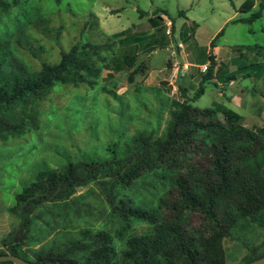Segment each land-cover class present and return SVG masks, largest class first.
<instances>
[{
  "label": "rangeland",
  "instance_id": "rangeland-1",
  "mask_svg": "<svg viewBox=\"0 0 264 264\" xmlns=\"http://www.w3.org/2000/svg\"><path fill=\"white\" fill-rule=\"evenodd\" d=\"M7 1L15 12L14 0ZM244 1L26 0L38 6L46 20L29 30L34 44L42 46L39 57L17 50L30 68L57 61L62 49L79 40L109 42L110 47L102 52L105 60L94 84L54 85L37 106L38 127L0 139V245L21 224L9 210L15 194L39 168L59 169L68 161L103 155L110 143L123 142L139 130L159 136L173 102L191 99L201 84L209 55L214 77L202 80L205 91L194 105L220 103L241 114L244 126L264 127V0H255L253 8L241 11ZM258 9L261 16L252 23L234 21ZM151 17L157 19L156 26L149 23ZM167 19L174 24L170 35L164 32ZM125 55L134 56L132 66L123 62ZM232 72L237 73L233 82L224 83L219 77ZM105 188L99 179L76 189L71 197L74 206L48 202L38 207L22 241L28 253L52 242L60 246L84 227L123 238L146 231V223L122 221L112 214ZM115 240L122 246L123 240ZM223 246L226 264H244L253 246L264 251V224L252 222L235 230ZM18 253L30 259L29 254Z\"/></svg>",
  "mask_w": 264,
  "mask_h": 264
},
{
  "label": "trees",
  "instance_id": "trees-1",
  "mask_svg": "<svg viewBox=\"0 0 264 264\" xmlns=\"http://www.w3.org/2000/svg\"><path fill=\"white\" fill-rule=\"evenodd\" d=\"M13 2L15 12L10 2L0 0L1 140L38 127L37 106L54 85L94 84L105 60L102 52L110 47L109 42L79 40L62 49L57 61H42L39 69H32L17 50L39 57L42 46L34 44L29 30L46 20L38 6ZM254 5L255 0H246L239 10ZM260 16L258 9L234 21L250 24ZM156 20L151 17L149 23L156 26ZM208 57L201 84L191 99L173 102L159 136L139 130L123 142L110 143L103 155L68 161L59 169L39 168L15 194L9 210L21 224L2 240L0 254L57 264H226L223 240L252 222L264 224V127L244 126L241 114L220 103L194 105L205 91L202 80L214 77L213 57ZM123 62L132 66L134 56L125 55ZM236 75L219 77L227 83ZM99 179L106 185L112 214L122 221L144 222L148 229L123 238L101 228H79L77 236L62 245L52 242L29 254L22 241L36 209L48 202L74 206L76 189ZM115 238L123 240L122 246ZM258 250L250 248L244 264L264 255Z\"/></svg>",
  "mask_w": 264,
  "mask_h": 264
},
{
  "label": "water",
  "instance_id": "water-1",
  "mask_svg": "<svg viewBox=\"0 0 264 264\" xmlns=\"http://www.w3.org/2000/svg\"><path fill=\"white\" fill-rule=\"evenodd\" d=\"M6 261H10L13 264H57L55 262H49V261L35 263V262L27 261L15 254H0V262H6ZM247 264H264V255L248 262Z\"/></svg>",
  "mask_w": 264,
  "mask_h": 264
},
{
  "label": "built area",
  "instance_id": "built-area-1",
  "mask_svg": "<svg viewBox=\"0 0 264 264\" xmlns=\"http://www.w3.org/2000/svg\"><path fill=\"white\" fill-rule=\"evenodd\" d=\"M173 25H174V24H173V21H172V20L167 19V20L165 21V23H164V26H165V30H164V32H165L166 35H170V34H171ZM179 45L181 46V44H179ZM171 85H172V88L174 89L173 91H175L176 88L174 87V85H173L172 82H171Z\"/></svg>",
  "mask_w": 264,
  "mask_h": 264
},
{
  "label": "crops",
  "instance_id": "crops-1",
  "mask_svg": "<svg viewBox=\"0 0 264 264\" xmlns=\"http://www.w3.org/2000/svg\"><path fill=\"white\" fill-rule=\"evenodd\" d=\"M181 52H182V51H181ZM231 82H233V80H232Z\"/></svg>",
  "mask_w": 264,
  "mask_h": 264
}]
</instances>
